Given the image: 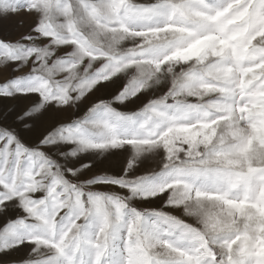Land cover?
<instances>
[{
	"label": "snow or ice",
	"instance_id": "obj_1",
	"mask_svg": "<svg viewBox=\"0 0 264 264\" xmlns=\"http://www.w3.org/2000/svg\"><path fill=\"white\" fill-rule=\"evenodd\" d=\"M9 14L31 24L16 40L0 39V64L15 65L0 79V98L35 95L39 102L0 113V253L28 246L22 264H264V136L257 132L264 119V0H0V16ZM235 16L248 24L238 65L214 54L230 33L226 18ZM103 32L131 36L133 49L114 55ZM186 33L192 47L207 43L142 111L113 107L128 99L124 83L110 105L97 98L82 117L32 119L49 105L70 112L98 86L143 72L142 65L172 73L173 61L153 55L172 42L170 34L181 41ZM74 70L83 76L74 80ZM133 83L136 96L146 92ZM149 119L146 133L110 141L97 134L114 122ZM237 119L247 127L242 158L233 160L224 136ZM123 145L137 156L158 150V167L133 176L134 156L109 175L83 154L73 159L81 150ZM151 199L161 206L133 204ZM14 208L22 214L13 217Z\"/></svg>",
	"mask_w": 264,
	"mask_h": 264
},
{
	"label": "clouds",
	"instance_id": "obj_2",
	"mask_svg": "<svg viewBox=\"0 0 264 264\" xmlns=\"http://www.w3.org/2000/svg\"><path fill=\"white\" fill-rule=\"evenodd\" d=\"M225 25L230 29L229 35L225 37L219 44V52H215L214 49L216 47L215 41H213V51L214 54L219 55L220 53H224L223 59L229 63H236L238 65V56H242L245 50V46L248 43L247 37L245 36V32L248 29V24L246 19L243 16H235V17H228L225 20ZM102 35L104 36V45L108 47V49L114 54H118L121 57L126 56V54L133 49V45L135 44L134 39L131 36L124 35V34H113L108 32H103ZM115 35V39L113 36ZM185 39L181 41H176L172 38L170 34V39L172 40L171 43L165 46V48L160 49L157 51L156 54L153 55V59H160L161 57L166 58L169 61H173L171 64L172 73L167 71V67L161 71L159 69L153 70L151 63L147 65H142L143 72H133L131 74L125 73L126 75V82H125V89L130 92L128 95L127 101H131L136 96L135 84L133 82L139 83L141 87L146 89V92L151 89L153 91H158L162 86L167 85L169 82V77L172 74H178L179 72L183 71L181 68V64L196 54L199 51L201 46H204L207 41L201 40L196 47L191 46V34L186 33ZM131 46H128V45ZM258 44H264V41H258ZM225 49H231L236 59H230L228 53L225 52ZM4 65L0 64V67ZM99 66V65H98ZM238 70V68L236 69ZM224 73H227L229 69L225 68L222 70ZM76 74L73 76L74 80H78L83 76V73H79L78 71L74 70ZM159 72V75L156 73ZM147 74V75H146ZM70 75H73L70 73ZM89 78H96L94 72L89 74ZM100 82H103L105 77H100ZM150 81V82H149ZM135 89V90H134ZM160 95L156 96L159 97ZM152 98L150 97L148 102H150ZM102 104H109L111 103V98L102 99L100 100ZM147 107V103L140 106L136 111H142L143 108ZM134 111V112H136ZM126 113H133V112H126ZM211 115V113H208ZM260 129H261V136H264V119L260 120ZM153 126V122L151 119L139 121L135 123H130L128 121H120L114 122L111 126H104L97 128V134L105 141H110L113 137H128L130 135H139L142 133H146L149 128ZM231 125H229L230 130L225 133L224 140L226 142V150L230 153L233 160H240L242 158V153L240 152V145L243 143L244 140V132L246 130V125H241L239 119L235 121V130H231ZM119 150L125 151L127 153L125 157V165L128 159L132 157H136V164L139 167L140 163L145 159L151 156L154 158L155 163H159L161 159V154L158 150H152L151 152L145 154L144 156H137V153L134 149L127 147V145H123ZM112 152L111 149L106 148L103 151L98 152H84L83 150L77 152V155L73 157V159L79 158L81 154H89L93 157L92 160L94 161H101L104 160L109 154ZM241 168L246 167V161L242 164L237 165ZM129 171L134 176L136 173V169H129ZM109 170L105 168H100L99 173L108 174ZM81 183H86V180L80 181ZM235 185H229L228 191L232 192L235 188ZM237 208H242L243 205H236ZM9 264H22V261H10Z\"/></svg>",
	"mask_w": 264,
	"mask_h": 264
},
{
	"label": "rangeland",
	"instance_id": "obj_3",
	"mask_svg": "<svg viewBox=\"0 0 264 264\" xmlns=\"http://www.w3.org/2000/svg\"><path fill=\"white\" fill-rule=\"evenodd\" d=\"M138 2H143V0H138ZM31 24V19L29 17L20 15H11L8 16H0V39H9L16 40L20 37L22 33H26L29 29V25ZM128 46H131L130 44ZM70 51L71 49H65ZM61 51V54H63ZM15 65H4L0 67V79H3L6 75L12 74V69ZM126 82L125 73H121L118 77L113 78V83L106 87H97L92 93H90L83 100L77 102L74 109L70 112H65L56 108L55 105H49L42 112L38 113L32 119H35L38 124H43L45 122H59L71 116V118H79L82 117L88 110V107L91 103L95 102L97 98L108 99L111 98L112 95L115 94L117 89L121 88L123 84ZM167 90V85L162 86L158 91H153L149 89L147 92H143L139 94L137 97L133 98L131 101H126L124 103H114L113 107L121 112H134L140 106L147 103L149 98H154L158 95L163 94ZM32 102H39V97L35 95L29 96H21L15 98H0V113L3 115H8L9 112L13 110H20L25 105L30 104ZM11 122V121H9ZM31 122V121H30ZM257 132L261 134L260 127L257 129ZM65 150L67 146H64ZM127 153L122 150H113L108 157L104 160L97 161L98 168L108 169L109 175L117 174L120 171L121 162L125 159ZM81 159L92 160L93 157L89 154H83ZM158 167V163H155L154 158L149 156L145 158L137 167V171L135 175H141L144 171L153 169ZM94 173H89L87 176L82 177V179H87ZM122 174V173H120ZM97 190L99 191H116L122 195L127 194L126 190L119 189L116 186H98ZM162 201L159 199H151V200H134L133 204L137 208H158L161 206ZM172 211L174 215H182V210H169ZM16 214H22V209L14 208L12 210L13 217ZM187 222H193L191 218L184 217ZM3 222V218L0 217V223ZM30 248L28 246H21L19 249H16L8 254L0 253V264H6V262L10 261H21L26 259Z\"/></svg>",
	"mask_w": 264,
	"mask_h": 264
}]
</instances>
